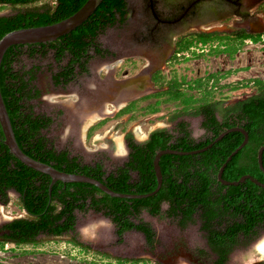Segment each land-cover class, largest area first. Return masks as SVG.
Wrapping results in <instances>:
<instances>
[{"label": "trees", "instance_id": "16d2710c", "mask_svg": "<svg viewBox=\"0 0 264 264\" xmlns=\"http://www.w3.org/2000/svg\"><path fill=\"white\" fill-rule=\"evenodd\" d=\"M7 1L14 5L38 0ZM55 1L58 7L52 17L35 13L25 24H22L24 19L21 18L1 20L0 39L17 29L62 21L78 11L87 0ZM126 16V0H102L81 26L56 41L16 45L7 49L0 66V91L15 139L23 153L36 161L50 164L57 171L99 180L116 193L142 195L157 187L153 172V159L157 151L172 149L189 152L201 149L223 131L240 127L247 132L248 142L226 164L221 178L234 182L241 176L249 175L264 183V173L257 164L258 150L264 146V80L260 79L251 81L252 87L256 89L254 95L223 108L221 118L218 119V108L213 102L206 101L207 93L201 90V81H193L195 86H188L198 89L202 95L201 103L196 104L198 101L183 88L187 84L184 79L179 81L172 77L165 81L161 72H156L151 81L159 87V92L129 102L117 115H129L136 110H144V114H155L161 104H179L184 112L193 109L190 114L202 117L201 127L207 137L201 141L193 140L183 121L175 126L177 137L166 130H155L146 141L136 143L132 134H126L129 150L127 161L108 174L103 171L100 163L83 164L78 157L71 156L67 151H56L49 145L42 132L50 126L51 119L33 115L25 109L23 101L29 94L26 84L13 70V65L24 50L31 55L51 51L56 64L61 65L65 61L64 66H60L59 71L52 76L53 82L66 85L75 77L77 68L84 70L89 50L96 55L100 54L101 50L96 43L98 35L109 27L125 23ZM186 49L180 48L179 51ZM143 102L148 103L140 106ZM243 139L241 133L232 132L202 153L164 155L159 161L162 176L159 191L144 199H122L110 197L91 184L84 183L58 181L50 189L49 176L25 167L9 152L3 143L0 127V203L7 204L8 194L13 192L25 212L24 217L15 218L2 226L0 247L5 243L16 246L34 244L40 236L74 237L76 213L93 211L114 225L119 242L125 233L136 231L143 235L146 245L151 248L155 243V232L140 219L141 212L146 211L152 217L175 221L181 228L198 220L201 230L206 233L210 250L218 256L214 264H225L235 246L250 241L264 227V187L249 180L237 186H224L216 178L221 166ZM163 204L167 206L164 212ZM72 242L84 247L75 238Z\"/></svg>", "mask_w": 264, "mask_h": 264}, {"label": "rangeland", "instance_id": "374dc122", "mask_svg": "<svg viewBox=\"0 0 264 264\" xmlns=\"http://www.w3.org/2000/svg\"><path fill=\"white\" fill-rule=\"evenodd\" d=\"M152 1H161L169 6L188 2ZM148 2L149 0H126L127 16L124 25L109 27L96 39L101 49L109 52L107 58L103 60L105 55L99 58L89 51L91 59L86 65V71L66 85H56L53 82L52 76L59 71L60 66H64L65 61L61 65L56 64L51 51L31 55L24 50L13 65V70L26 84L29 94L23 101L25 109L33 115L51 119L50 126L42 132L49 145L56 151H67L71 156L78 157L83 164L100 163L106 174L127 161L129 150L126 134H132L136 143L146 141L155 130H166L177 137L175 126L183 121L193 140L201 141L207 137L201 127V117L190 114L193 109L184 112L181 105L173 103L161 104L155 114H144V110H136L132 114L118 116V110L93 125L85 137H82L86 115L91 112L101 111L109 102L123 98L135 100L159 92V87H155L150 80L154 72L160 71L165 81L172 77L184 79L187 84L183 88L198 101L196 104L201 103L202 95L198 89H190L188 85L195 86L193 81L200 80L201 90L207 93L206 101L213 102L218 108V119L221 118L223 108L255 94L254 88L244 87L249 80L264 79V51L250 45H245V49L231 59L227 55L211 54H185L177 59H169V54L154 49L149 52L147 49L144 52L136 49L133 53L121 49L123 41L125 44L139 41L136 29L143 14L142 7ZM40 7L41 4L36 6ZM121 61L123 65L118 68L116 63L120 64ZM112 65L116 67L109 73L102 72V69ZM146 103L148 102L140 103V106ZM173 117L176 118L172 119ZM157 122H162L164 127L153 128ZM136 127L146 134L143 142L135 136ZM107 129L123 136L127 150L124 156L116 155L115 143L109 137L97 139ZM8 199L7 204L0 203V235L4 224L25 216L18 196L10 192ZM166 208L163 204L162 211ZM2 213L11 219H5ZM140 219L148 223L155 232V243L151 248L146 245L143 235L135 231L125 233L119 242L114 225L101 214L88 211L76 213L74 237L40 236L36 243L20 246L5 243L0 247V264H213L209 253L205 251L203 256L198 254L205 247L199 241L204 235L195 231L197 220L193 223V228L181 231L175 221L152 217L146 211L141 212ZM86 230L90 231L89 236H86ZM74 238L84 247L74 244ZM261 239H264V227L250 241L242 243L235 250L228 264H264V261L253 262L250 259L253 247Z\"/></svg>", "mask_w": 264, "mask_h": 264}, {"label": "flooded vegetation", "instance_id": "af4514ba", "mask_svg": "<svg viewBox=\"0 0 264 264\" xmlns=\"http://www.w3.org/2000/svg\"><path fill=\"white\" fill-rule=\"evenodd\" d=\"M46 2H50V4ZM155 2L149 0L148 4L142 7L143 14L136 29L137 34L139 33L137 35L139 41H135V44L131 42L125 44V41H123L121 49L123 48L126 52L131 53L135 52L136 49H138V52H144L145 49L149 52L154 49L163 54H169V59H177V57L185 54L192 56L204 54L227 55L231 59L234 55L244 50L245 45L264 51V0H188L184 5L174 6L164 5V2L161 3V1ZM39 4H41V7L36 8ZM57 7L58 3L55 0H38L14 5L7 0H0V21L21 18L24 19L22 24H25V22L31 20L32 15L35 13L39 16L52 17ZM144 38H149V40L147 41ZM259 43L261 44L260 46L258 45ZM183 44L186 46H183ZM184 47L187 49L179 51L180 48ZM99 48L101 50L99 55H96L92 50L89 51H92L99 58H103L105 55V58H103L105 60L109 52L102 50L100 46ZM89 51L87 52L86 65L91 59ZM86 65L83 71L78 68L75 70L73 80L86 71ZM122 65L123 61L117 67L120 68ZM113 67L116 66H109L108 70L107 68L102 69V72L106 71V73H109L114 69ZM254 79L264 80L261 78ZM181 80L179 79V81ZM252 80H249L246 86L252 87ZM151 83L153 84L152 81ZM190 89H194V87ZM254 92L256 93V89ZM175 224L181 231L188 230L190 227L193 228V223L191 222L184 228H181L176 222ZM196 224L195 231L204 235V238L199 239V241L205 247L198 254L203 256L206 251L213 258L214 264L218 256L210 250L206 233L201 230L200 222L198 221ZM238 247L240 245L235 246L229 253L225 264H228L229 258Z\"/></svg>", "mask_w": 264, "mask_h": 264}, {"label": "water", "instance_id": "95a60500", "mask_svg": "<svg viewBox=\"0 0 264 264\" xmlns=\"http://www.w3.org/2000/svg\"><path fill=\"white\" fill-rule=\"evenodd\" d=\"M102 0H87L85 4L74 14L67 17L66 19L40 27H31V28H21L14 31H11L5 34L0 39V66L2 59L4 57L5 52L11 46L16 45H34V44H46L50 42L56 41L58 38L69 34L77 27L81 26L96 10ZM133 100V99H132ZM127 101L126 105L132 101ZM125 105V106H126ZM0 127L2 130V134L4 137V145L9 149V152L21 162L22 165L25 167L32 169L36 172L41 174H45L50 177V189L52 186L60 181L62 183H84V184H91L92 186L99 189L104 194L113 197V198H122V199H144L150 196L155 195L162 184V176L160 174V166L159 161L160 158L164 155H177V156H186V155H195L210 149L213 144L217 143L221 139L224 138L229 133L232 132H239L243 135L244 139L242 143L228 156L224 164L216 174V178L218 182L224 186H237L241 183H244L246 180L251 181L253 184L264 187V183H260L259 181L253 179L249 175H244L239 178L238 181L229 182L221 178V174H223L224 168L226 164L231 161V159L247 144L248 142V134L247 132L240 127H234L227 129L220 133L210 144L206 147L201 149L193 150V151H180V150H159L156 152L154 159H153V172L154 176H156L157 180V187L154 191L142 194V195H129V194H120L110 190L105 184L96 180L94 178L81 175V174H69L61 171H57L56 169L52 168L50 164H45L40 161H36L31 157L27 156L23 151L19 148L17 141L15 139V135L11 126V121L9 115L7 113L1 91H0ZM262 155H264V146H261L257 153V164L262 173H264V163H262Z\"/></svg>", "mask_w": 264, "mask_h": 264}, {"label": "bare ground", "instance_id": "6f19581e", "mask_svg": "<svg viewBox=\"0 0 264 264\" xmlns=\"http://www.w3.org/2000/svg\"><path fill=\"white\" fill-rule=\"evenodd\" d=\"M116 65L118 66L119 63H116ZM108 69H109V67L107 66V70ZM128 99L129 98H123V99L118 100V101L109 102L108 104H105L103 106V108L101 109V111H95V112L93 111L89 115H86L87 117L85 118V123H84V125L82 127V137L84 138L87 130L89 128L93 127V125H95L96 123H98L100 120L102 121L103 119L111 116L112 114H114L118 110L123 109L125 107ZM160 127H164V124L162 122H157L154 125L153 128H160ZM134 133H135V136L140 141H142V142L146 138V134L139 127H136L135 128ZM106 137H109L115 143V146H116L115 149H117L116 155L124 156L126 154V151L127 150H126V147H125V144H124V138H123L122 135H119L118 133H112V130L107 129L106 132H105V134H103L101 136H98L97 139L103 140ZM2 216L5 219H11L10 216L4 215L3 213H2ZM89 233H90V231L86 230V236H87V234L89 236L90 235ZM250 259L253 262H262V261H264V239H261L253 247V254L251 255Z\"/></svg>", "mask_w": 264, "mask_h": 264}]
</instances>
